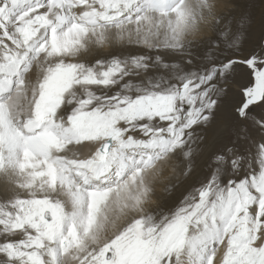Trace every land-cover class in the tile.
I'll use <instances>...</instances> for the list:
<instances>
[{
	"label": "snow or ice",
	"instance_id": "obj_1",
	"mask_svg": "<svg viewBox=\"0 0 264 264\" xmlns=\"http://www.w3.org/2000/svg\"><path fill=\"white\" fill-rule=\"evenodd\" d=\"M205 12L0 0V172L24 177L0 185V264H264V54L214 57L233 38L221 18L194 55L181 36ZM225 103L198 174L196 130Z\"/></svg>",
	"mask_w": 264,
	"mask_h": 264
},
{
	"label": "rangeland",
	"instance_id": "obj_2",
	"mask_svg": "<svg viewBox=\"0 0 264 264\" xmlns=\"http://www.w3.org/2000/svg\"><path fill=\"white\" fill-rule=\"evenodd\" d=\"M192 1L193 0H187V2L191 4ZM182 2H185V0H182ZM207 7L211 9L212 14L210 15L208 12H205L204 17L202 18L208 24L206 23L205 32L201 34V37H196L195 40V38H186V35L181 36V39H186L193 44L192 52L194 55L201 50H207L206 46L212 41L215 25L221 18H223L222 22L224 24L230 26L233 32V38L229 48L223 50H213L214 57L223 59L226 56H232L233 59H236L245 54H251L254 52L264 54V0H220L219 2L211 4ZM160 33L164 36L171 35L168 31L167 21L160 26ZM197 45H199V47H197ZM89 48L95 50V46L91 43L89 44ZM121 51L135 52L138 50L130 48L123 49ZM98 54L103 55L106 53L101 52ZM245 73L246 69L235 68L234 71L226 74L225 79L221 82L220 86L228 87L231 85L233 88L238 87L239 83L243 82ZM256 94L264 95V80H262V82L258 85ZM228 119L229 110L227 104L225 103L220 107L219 111L214 116L210 117V124L207 128H199L196 130V133L207 137L206 144L198 145L194 143L190 146L192 148L191 159L193 161V166L198 174L203 171L207 153L214 147L217 140L223 134V130L228 123ZM6 170L0 172L1 184L7 181L6 178L8 172ZM8 171L11 173V170ZM171 172L172 169L169 168L168 174L171 175ZM14 175L15 174L12 176ZM12 176L9 183L14 181ZM15 176L17 179L13 182V184L18 186L24 181V177Z\"/></svg>",
	"mask_w": 264,
	"mask_h": 264
},
{
	"label": "bare ground",
	"instance_id": "obj_3",
	"mask_svg": "<svg viewBox=\"0 0 264 264\" xmlns=\"http://www.w3.org/2000/svg\"><path fill=\"white\" fill-rule=\"evenodd\" d=\"M219 1L220 0H193L192 1V4L194 3V4L198 5V4H201V3H205L207 6H209V5L214 4V3H217ZM206 23L207 22L204 19H201L200 17L198 18V16L195 17L192 21H190L189 27L185 30V32L183 33V35H186L185 36L186 38H190V39L191 38H195V40H196V37L200 38L201 37V34L205 32ZM8 170H11V173ZM6 171L8 172L7 178H6L7 182H9V180H11V176L13 174H15V175H17V176L20 177V175L13 168H8ZM2 174H4V173H2ZM15 175L12 176L14 181L17 179ZM14 181H11L12 183L10 182L11 183L10 184V188L11 189H15L16 188V185L13 184ZM3 184H4V182L2 184L0 183V185H3ZM104 238H105V233L102 232V233L99 234V236L97 237L96 240H90L88 242L89 243V246H94L95 244H98ZM69 264H71V261L69 262Z\"/></svg>",
	"mask_w": 264,
	"mask_h": 264
}]
</instances>
